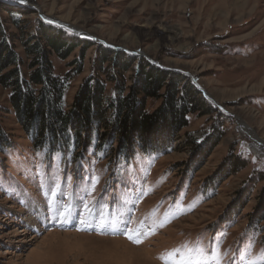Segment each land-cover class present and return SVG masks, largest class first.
I'll return each instance as SVG.
<instances>
[{
	"label": "rangeland",
	"instance_id": "374dc122",
	"mask_svg": "<svg viewBox=\"0 0 264 264\" xmlns=\"http://www.w3.org/2000/svg\"><path fill=\"white\" fill-rule=\"evenodd\" d=\"M0 22L23 56L21 37L41 22L76 38L67 59L52 56L71 76L68 109L88 77L107 79L113 94L112 74L129 87L143 66L179 76L200 100L164 151L125 161L91 146L61 159L33 149L0 83L11 137L0 148V264H137L109 239L157 264L173 249H191V264H264V153L253 137L264 142V0H0ZM120 54L132 60L125 72Z\"/></svg>",
	"mask_w": 264,
	"mask_h": 264
},
{
	"label": "trees",
	"instance_id": "16d2710c",
	"mask_svg": "<svg viewBox=\"0 0 264 264\" xmlns=\"http://www.w3.org/2000/svg\"><path fill=\"white\" fill-rule=\"evenodd\" d=\"M13 24L19 27V18H13ZM39 29L38 34L21 37L23 56L16 51L15 35L8 34L0 22V83L11 90L10 104L34 150L51 158L59 154L64 159L81 156L94 146L96 153L114 151L119 159L128 161L138 150L159 152L169 148L171 137L188 126V116L198 111L196 90L181 84L175 74L145 66L129 87L116 72L112 74L108 81H114L113 94L106 93L107 79L88 77L68 109L65 97L71 76L55 71L52 56L67 59L79 42L45 22ZM109 52L101 51L99 68L108 60ZM114 61L121 72L132 63L123 54ZM78 62L76 73L82 72L81 60ZM166 81L170 82L166 85ZM180 85L185 90L180 91ZM165 86V93H161ZM161 97L162 104L149 112L147 99ZM10 144L11 137L0 126V148Z\"/></svg>",
	"mask_w": 264,
	"mask_h": 264
},
{
	"label": "bare ground",
	"instance_id": "6f19581e",
	"mask_svg": "<svg viewBox=\"0 0 264 264\" xmlns=\"http://www.w3.org/2000/svg\"><path fill=\"white\" fill-rule=\"evenodd\" d=\"M256 16V15H255ZM248 23V22H247ZM242 26V25H241ZM246 26V25H245ZM243 29V28H242ZM242 124L244 125V127L247 129H249V127H247V125L242 122ZM253 137L256 139V141L259 143L261 149L263 150V153H264V142H262L261 139L257 138L254 134H253ZM32 216H30V221L33 223V221H35V219L37 218V215L35 214V212H32L31 214ZM76 235V234H75ZM82 236H88V235H82ZM89 237V236H88ZM97 239H100V238H97ZM113 242H116V243H119V242H122L123 243V252H126V253H134V257H133V261L136 260V263L137 264H157L155 262H153L152 260H150L149 258H146V256H144L145 254L140 250V249H137L131 245H128L126 242H124L123 240L121 239H109Z\"/></svg>",
	"mask_w": 264,
	"mask_h": 264
},
{
	"label": "snow or ice",
	"instance_id": "6c2138e0",
	"mask_svg": "<svg viewBox=\"0 0 264 264\" xmlns=\"http://www.w3.org/2000/svg\"><path fill=\"white\" fill-rule=\"evenodd\" d=\"M136 242L139 243L140 240L137 239ZM189 251H191V249H185L183 252L181 249H173L170 252H168L165 257L162 258L169 260L170 264H191V260L187 255V252ZM178 254H179V258H177ZM218 264H221L219 260H218ZM249 264H257V262L255 260H250Z\"/></svg>",
	"mask_w": 264,
	"mask_h": 264
}]
</instances>
